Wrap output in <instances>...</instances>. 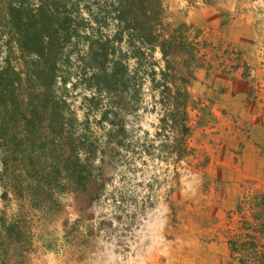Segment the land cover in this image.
<instances>
[{
	"label": "trees",
	"instance_id": "obj_1",
	"mask_svg": "<svg viewBox=\"0 0 264 264\" xmlns=\"http://www.w3.org/2000/svg\"><path fill=\"white\" fill-rule=\"evenodd\" d=\"M192 31L165 22L164 0H0L1 198L20 210L0 230L17 258L31 242L30 210L46 219L62 200L79 198L88 207L104 191L93 163L112 144L100 146L88 118L104 100L113 110L100 120L111 123L114 110L138 111L148 83L158 107L159 153L175 162L194 154L190 89L206 64V43ZM77 82L88 93L83 121L70 101ZM244 221L231 251L242 248L259 258L253 264H264V220L255 214Z\"/></svg>",
	"mask_w": 264,
	"mask_h": 264
},
{
	"label": "rangeland",
	"instance_id": "obj_2",
	"mask_svg": "<svg viewBox=\"0 0 264 264\" xmlns=\"http://www.w3.org/2000/svg\"><path fill=\"white\" fill-rule=\"evenodd\" d=\"M164 8L167 24L185 23L206 43L202 49L206 64L198 70L190 89V146L194 154L175 162L159 153L160 141L155 137L158 107L150 97L148 83L138 111L123 116V111L114 110L117 114L108 117L111 123L100 120L103 112L113 110L110 101L104 100L98 110L88 113L100 146L112 144L104 159L97 155L93 163L105 182L99 199L88 207L79 198L62 200L59 212L46 219L30 210L31 242L19 252L22 256L16 257L0 230V264L258 261L254 255L243 254L242 248L235 254L229 242L236 243L244 233V220L252 221L255 214L264 220V202L255 200L264 196V178L226 185L211 174L214 152L229 142L230 135L223 132L226 123L216 120L217 106L245 97L244 113L250 115L256 110L251 104L257 99L264 102V0H164ZM155 57L159 59L157 54ZM218 77L227 80V91L213 86ZM238 78L241 82L236 84ZM77 84L70 101L78 120L83 121L87 112L83 97L88 93L83 82ZM237 121L233 120L238 123L233 130L240 127ZM2 192L0 187V223L19 216L20 211L14 199L1 198ZM227 194L229 197H224ZM257 202L260 206L256 208ZM217 237L222 238V245ZM259 243V253H263L264 238ZM249 248L244 246L246 251Z\"/></svg>",
	"mask_w": 264,
	"mask_h": 264
},
{
	"label": "crops",
	"instance_id": "obj_3",
	"mask_svg": "<svg viewBox=\"0 0 264 264\" xmlns=\"http://www.w3.org/2000/svg\"><path fill=\"white\" fill-rule=\"evenodd\" d=\"M198 40H201L200 37ZM240 82L239 78L235 81L236 84ZM215 83L213 86L224 87L226 91L230 87L223 77H218ZM218 95L221 98L226 96V94ZM259 100L257 99L255 103L251 104L255 106V114L244 113L245 97H239L238 102L231 100V103L220 105L221 107L217 106L214 111L216 120L226 123L227 131H224L226 128L224 126L223 132L230 135L229 142L220 145L214 152L215 165L211 175L214 178H220V182L226 185L245 184L248 181L258 182L264 178V102L260 104ZM234 119L241 123L236 130H233V127L238 123H233ZM236 152H239V155H236ZM235 156H237V160H235ZM228 195L224 197H229ZM217 240L222 245V238L217 237Z\"/></svg>",
	"mask_w": 264,
	"mask_h": 264
}]
</instances>
